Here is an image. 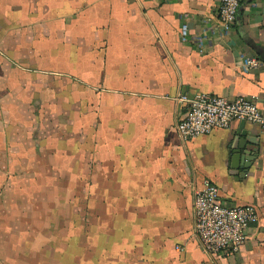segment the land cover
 Instances as JSON below:
<instances>
[{"label": "crops", "instance_id": "obj_1", "mask_svg": "<svg viewBox=\"0 0 264 264\" xmlns=\"http://www.w3.org/2000/svg\"><path fill=\"white\" fill-rule=\"evenodd\" d=\"M218 6L219 0H0V264H21L20 238L32 248L50 228L46 199L65 205L51 195L61 178L65 184L83 161L96 160L86 152L98 142L83 141L92 127L97 138L107 125L98 118L93 125L91 109L84 117L81 97L97 83L110 91V200L113 194L116 204L136 210L123 223L137 226L142 249L111 256L136 258L120 264H264V126L244 122L257 155L243 170L230 165L227 146L241 119L188 139L175 125L187 110L180 94L246 96L264 111V0H240L226 32ZM200 31L198 43L191 35ZM243 55L261 64L244 69ZM52 177L60 178L55 187ZM204 178L224 202L256 207L258 220L235 253L208 254L194 233L193 190Z\"/></svg>", "mask_w": 264, "mask_h": 264}, {"label": "rangeland", "instance_id": "obj_2", "mask_svg": "<svg viewBox=\"0 0 264 264\" xmlns=\"http://www.w3.org/2000/svg\"><path fill=\"white\" fill-rule=\"evenodd\" d=\"M109 83L110 81L106 85H110ZM104 89L105 87L98 83L91 86V90L85 86L81 97L84 117L92 113L93 125L97 118L100 125H107L104 129L98 128L97 138L92 134L95 132L92 127L83 141H88L89 144L90 141L95 144L98 142L96 149L93 147L91 153L86 152V156L92 154L96 160L83 161L82 172L76 177L64 178L65 184L61 178L60 188L56 187L51 195L54 196L55 202L64 197L65 205L60 201L55 208L53 201L46 199V204L49 203L53 208L51 217L47 219H50V228L48 226L36 235L38 240H35L32 248L31 241H27L25 237L20 238L19 244L23 246L19 249L21 264L131 263L130 261L136 258L129 257L125 260V257L120 255L117 260L115 255H111L142 250L137 240V226L129 225L126 221L123 223V220L134 218L136 210L116 204L117 200L113 198V194L110 200V91ZM84 123H88L87 120H84ZM89 133L93 136L89 137ZM58 179L60 178L52 177V180H49L52 187L56 186ZM123 234L125 241L118 243V237Z\"/></svg>", "mask_w": 264, "mask_h": 264}, {"label": "built area", "instance_id": "obj_3", "mask_svg": "<svg viewBox=\"0 0 264 264\" xmlns=\"http://www.w3.org/2000/svg\"><path fill=\"white\" fill-rule=\"evenodd\" d=\"M240 0H219L218 15L221 32H226L235 20ZM202 32L191 35L201 43ZM186 25L182 26L181 38H187ZM261 64L257 56L243 55L240 65L244 69ZM178 100L186 101L187 110L176 121V130L182 139L208 133L215 127H228L233 120L244 119L264 126V111L253 98L198 92L187 97L180 94ZM193 230L200 247L208 254L226 256L237 252L248 237L250 224L258 220L253 203H227L219 195L218 186L204 178L195 187L192 198ZM177 249L183 246L177 244Z\"/></svg>", "mask_w": 264, "mask_h": 264}, {"label": "water", "instance_id": "obj_4", "mask_svg": "<svg viewBox=\"0 0 264 264\" xmlns=\"http://www.w3.org/2000/svg\"><path fill=\"white\" fill-rule=\"evenodd\" d=\"M245 120L241 119L240 125L228 143L230 165L234 168L247 169L257 153L252 145L257 143L256 136L250 135L243 127Z\"/></svg>", "mask_w": 264, "mask_h": 264}]
</instances>
